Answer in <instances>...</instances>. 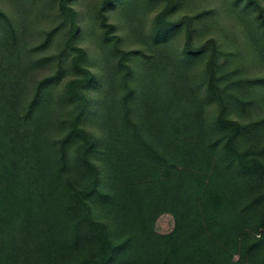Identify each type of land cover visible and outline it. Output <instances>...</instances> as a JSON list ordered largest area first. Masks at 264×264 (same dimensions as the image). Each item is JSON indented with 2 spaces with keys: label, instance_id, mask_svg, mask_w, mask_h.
<instances>
[{
  "label": "trees",
  "instance_id": "16d2710c",
  "mask_svg": "<svg viewBox=\"0 0 264 264\" xmlns=\"http://www.w3.org/2000/svg\"><path fill=\"white\" fill-rule=\"evenodd\" d=\"M54 1L69 24L57 71L24 103L14 94L0 98V264H264V118L252 112L263 104L254 94L264 77L224 84L220 44L195 47L189 17L182 58L171 65L182 69L208 54L205 78L197 89L183 78L171 83L172 92L193 94L188 104L162 98L160 66L145 68L136 84L145 52L123 49L109 19L134 0H101L104 42L121 71L118 100L109 105L93 93L103 91V76L78 45L79 18L90 21V12L74 0ZM237 1L254 9L264 37L262 1ZM176 5L166 0L155 15L154 44L183 24L170 14ZM0 20L15 32L2 8ZM66 61L76 75L54 104L50 91L66 77ZM65 104L71 111L57 115L53 105L62 111ZM163 212L174 216L168 234L154 226Z\"/></svg>",
  "mask_w": 264,
  "mask_h": 264
},
{
  "label": "rangeland",
  "instance_id": "374dc122",
  "mask_svg": "<svg viewBox=\"0 0 264 264\" xmlns=\"http://www.w3.org/2000/svg\"><path fill=\"white\" fill-rule=\"evenodd\" d=\"M261 1L264 5V0ZM73 3L77 10L84 12L88 9L91 14L90 21L84 16L79 18L81 32L78 45L86 49L92 70L103 76V91L93 93L98 98L105 94L108 104L113 105L119 97L116 72L121 71L117 69L118 56L112 54L104 42L103 27L97 17L101 0H74ZM165 4L166 0H134L129 7L109 11L110 21L117 26L115 33L122 37L121 47L145 52L143 64L135 65L136 84H141L140 76L145 73V68L160 66L162 83L158 95L162 98L177 97L189 103L186 98L191 99L193 94L186 96L182 89L172 92L171 83L175 87L174 80L183 78L187 86L199 88L205 78L204 69L208 60L207 54L202 61L184 63L182 69L171 65V58H182L181 50L189 36V17L194 18L191 27L195 47L212 39L220 44L218 62L224 84L234 78L264 77V37L254 9L237 0H180V5H176L170 14L173 20L183 21V24L168 42L154 44L151 38L152 21ZM0 8L11 17L15 31L11 32L8 25L0 20V98L14 94L24 103L32 97L40 79L57 71L58 50L64 44L69 24L60 15L54 0H0ZM63 67L66 77L61 78L50 91L54 104L61 97L66 78L76 75L69 61ZM198 92L201 96V89ZM254 96H262L263 104L252 109L253 117L264 118V88H256ZM63 106L64 110L60 111L59 106L53 105L57 115L63 116L72 109L68 104ZM135 106L137 108L138 104ZM212 108L208 105L209 112ZM48 109L51 110V107ZM99 119L106 120L104 113ZM94 124L92 129H95ZM52 133L56 134L57 129L54 128ZM23 166L24 159L20 158L19 169L22 170ZM95 213L99 214V211L95 209ZM154 226L158 233L168 234L175 226L174 216L163 212L158 215Z\"/></svg>",
  "mask_w": 264,
  "mask_h": 264
}]
</instances>
